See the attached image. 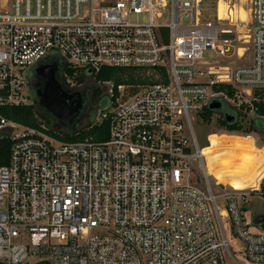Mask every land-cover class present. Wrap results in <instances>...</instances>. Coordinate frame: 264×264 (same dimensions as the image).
<instances>
[{"label": "built area", "instance_id": "2783aa9c", "mask_svg": "<svg viewBox=\"0 0 264 264\" xmlns=\"http://www.w3.org/2000/svg\"><path fill=\"white\" fill-rule=\"evenodd\" d=\"M201 4L0 0V138L11 141L0 167V264H241L234 244L246 264H264V232H249L243 191L214 192L223 186L193 130L210 103L238 112L264 89V0H215L213 21L199 18ZM42 62L158 82L135 92L101 83L107 101L94 123L108 124V139L64 142L1 112L32 104L25 88Z\"/></svg>", "mask_w": 264, "mask_h": 264}, {"label": "trees", "instance_id": "16d2710c", "mask_svg": "<svg viewBox=\"0 0 264 264\" xmlns=\"http://www.w3.org/2000/svg\"><path fill=\"white\" fill-rule=\"evenodd\" d=\"M218 12L221 17L224 16V10L221 5L218 6ZM238 16L241 21L245 19L243 13H238ZM58 65L62 75L60 82L65 90L69 93H81L83 89H87V93L91 95L90 101L95 107H93L91 114L86 119V123L82 128L77 129L76 126L72 129H67L65 127L64 131H55L51 125V120L46 116L45 112L38 105L33 104L12 107L4 109L1 112L8 120L24 127L40 129L43 126L49 135L55 136L64 142L75 143L87 140L99 143L108 139V124L106 122L94 123L96 111L101 109L107 101V97L103 94L101 87H94V84L99 86L103 82H111L115 87L119 85L129 86L131 88L130 92H135L139 87L158 82L153 74L147 75L142 71L103 68L97 74H88L87 71H78L67 65L61 67L60 63ZM87 78L92 80V83L86 85L85 88H67L66 80L72 82L74 86H80L83 80ZM249 114L251 115L250 118ZM212 116H216L215 122L218 128L227 133L242 135L256 134L264 141V89H253L250 104L242 105L238 112L233 111L229 106L221 103L217 111H210L205 108L199 113L203 124H209ZM227 117H232L233 120L227 122ZM73 129H75L74 132H72ZM10 147L11 141L9 137L3 134L0 138V167L7 165ZM204 147H207V145L202 146V148ZM260 191H264V179L260 184Z\"/></svg>", "mask_w": 264, "mask_h": 264}, {"label": "rangeland", "instance_id": "374dc122", "mask_svg": "<svg viewBox=\"0 0 264 264\" xmlns=\"http://www.w3.org/2000/svg\"><path fill=\"white\" fill-rule=\"evenodd\" d=\"M223 7L222 3H220ZM215 0H202V4L199 7V18L202 21H213L215 13ZM224 9V8H223ZM238 13H243L245 19L242 22L247 21V16L244 10L240 9ZM218 16H220L218 12ZM221 17V16H220ZM137 21L142 22L144 16H138ZM248 53L246 57L251 60L252 48L246 46ZM213 59V55L208 56ZM246 60V59H245ZM233 59H227L220 57L217 62L220 66H226ZM245 63L246 61H240ZM92 83L89 78L84 79L80 86H74L70 82V88L76 87L78 89L85 88L86 85ZM94 87H99L94 84ZM102 91L104 90L101 87ZM104 92V91H103ZM25 94H27L32 102L33 98L29 90V86L25 88ZM48 117V115L46 114ZM251 115L249 114V118ZM51 125L55 131H64V126H56L57 123L50 117ZM216 116H212V120L209 124L193 123V130L199 147L205 146L206 139L210 142V147H204L202 149V155L206 157V171L207 174L216 181L218 185L223 187L213 188L214 192L225 193L231 191H243V200L239 201V205L245 213V222L248 224V230L252 234L264 232V225H255L253 221L258 216H264V191H260V184L264 179V141L256 134L242 135L227 133L218 128L215 122ZM85 120L82 119L78 128H82L85 125ZM73 129L72 132H74ZM235 136V137H230ZM214 156H211L214 154ZM211 179V178H210ZM213 179L210 180L212 183ZM241 194V193H240ZM218 210H225L226 203L224 200L218 199L216 201ZM230 246L232 243L229 244ZM235 245L234 257L241 264H246L242 260V246ZM239 249V250H238Z\"/></svg>", "mask_w": 264, "mask_h": 264}, {"label": "water", "instance_id": "95a60500", "mask_svg": "<svg viewBox=\"0 0 264 264\" xmlns=\"http://www.w3.org/2000/svg\"><path fill=\"white\" fill-rule=\"evenodd\" d=\"M60 65L64 66L61 63ZM60 70L58 64L46 62H42L32 69L31 76L40 80V84H29L33 98L32 104L38 105L48 117L60 126L76 125L81 121L82 100L78 92L69 93L64 89L59 80ZM219 108L218 102H212L208 106L210 111H217ZM232 120V117L226 118L227 122ZM253 224L264 225V216L256 217Z\"/></svg>", "mask_w": 264, "mask_h": 264}, {"label": "flooded vegetation", "instance_id": "af4514ba", "mask_svg": "<svg viewBox=\"0 0 264 264\" xmlns=\"http://www.w3.org/2000/svg\"><path fill=\"white\" fill-rule=\"evenodd\" d=\"M59 63L60 62H56V64H59ZM59 75H60V72H59ZM30 83H33V85H37V84H40V80H38L37 78L31 76L29 78V84ZM79 94H80V97H81V100H82V110L80 112V119L81 120L84 119L86 121V119L91 114L93 107H95V106H93L91 101H90L91 95L87 93V89H83V91H81V93H79ZM78 124H80V122ZM78 124L70 125V126L65 125V127L67 129H72V128L76 127Z\"/></svg>", "mask_w": 264, "mask_h": 264}, {"label": "bare ground", "instance_id": "6f19581e", "mask_svg": "<svg viewBox=\"0 0 264 264\" xmlns=\"http://www.w3.org/2000/svg\"><path fill=\"white\" fill-rule=\"evenodd\" d=\"M219 5H221V4L219 3L218 6H219ZM222 8H224V6H223ZM223 10H224V9H223ZM217 13H218V9H217ZM219 17H220V16H219ZM220 18H222V17H220Z\"/></svg>", "mask_w": 264, "mask_h": 264}]
</instances>
